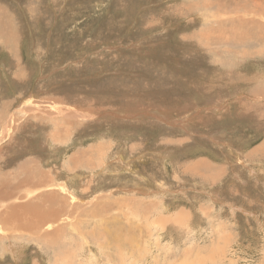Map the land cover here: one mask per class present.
I'll return each instance as SVG.
<instances>
[{"label":"rangeland","instance_id":"374dc122","mask_svg":"<svg viewBox=\"0 0 264 264\" xmlns=\"http://www.w3.org/2000/svg\"><path fill=\"white\" fill-rule=\"evenodd\" d=\"M256 1L0 0V264H264Z\"/></svg>","mask_w":264,"mask_h":264},{"label":"bare ground","instance_id":"6f19581e","mask_svg":"<svg viewBox=\"0 0 264 264\" xmlns=\"http://www.w3.org/2000/svg\"><path fill=\"white\" fill-rule=\"evenodd\" d=\"M230 1H231V0H230ZM253 1H254V3H255L256 0H253ZM256 2H258V1H256ZM221 3H222V1H221ZM231 3H232V2H231ZM219 4H220V2H219ZM227 4H228V3H227ZM227 4H226V5H227ZM229 5H230V3H229ZM229 5H228V6H229ZM238 5H239V4H238ZM253 5H254V4H253ZM260 5H262V4H260ZM260 5H256L255 7L253 6V8L255 9V8H257V6H260ZM219 6H222V5H219ZM240 6H241V5H240ZM240 6H239V8H240ZM193 7H194V6H193ZM205 7H206V6H205ZM199 8H200V7H199ZM201 8H202V7H201ZM217 8H218V7H216L215 10H217ZM219 8H220V7H219ZM237 8H238V7H236V9H237ZM239 8H238L237 10H239ZM206 9H207V8H206ZM212 9H214V8L212 7ZM212 9H211V10H212ZM254 9H252V10H254ZM197 10H198V9H197ZM199 10H200V9H199ZM230 10L232 11V9H230ZM203 11H204V10H203ZM208 11H210V10H208ZM213 11H214V10H213ZM218 11H220V10H218ZM233 11H234V8H233ZM239 11H240V10H239ZM255 11H256V10H255ZM234 12H235V11H234ZM236 12H237V11H236ZM241 12H242V11H241ZM209 13H210V12H209ZM215 13H217V12H215ZM215 13L212 12L210 15H212V14L216 15ZM217 16H220V15H217ZM221 18H222V17H221ZM216 21H217V19H216ZM147 30H148V29H147ZM197 34H198V33H197ZM190 36H191V35H190ZM249 36H250V35H249ZM255 36H256V35H254V37H255ZM191 37H192V36H191ZM4 41H5V40H4ZM230 41H231V40H230ZM8 42H9V41H8ZM182 45H183V44H182ZM7 46H8V45H7ZM199 50H200V49H199ZM204 51H205V50H204ZM245 53H246V52H245ZM242 54H243V52H242ZM201 57H202V56H201ZM260 59H261V58H260ZM227 61H228V60H227ZM4 63H5V62H4ZM4 65H5V64H4ZM213 65H214V64H213ZM19 97H20V96H19ZM251 97H252V96H251ZM253 97H254V96H253ZM11 104H12V103H11ZM11 104H10V105H11ZM6 105H7V104H6ZM6 105H5V106H6ZM8 106H9V105H8ZM4 108H5V107H4ZM8 109H9V108H8ZM6 112H7V111H6ZM14 121H15V119H14ZM5 132H6V134H7V133L9 132V129H8V130H5ZM8 135H9V134H8ZM2 139H3V138H2ZM0 140H1V139H0ZM5 143H6V142H5ZM8 143H9V142H8ZM13 143H14V142H13ZM34 143H35V142H34ZM34 147H35V146L33 145V148H34ZM57 147H58V146H57ZM0 148H1V147H0ZM18 148H19V147H18ZM54 148H55V147H54ZM59 148H60V147H59ZM22 149H23V148H22ZM52 149H53V148H52ZM55 149H56V148H55ZM17 150H18V149H17ZM23 150H25V149H23ZM7 151H8V150H7ZM25 151H26V150H25ZM25 151H24V152H25ZM45 151H46V150H45ZM45 151H44V152H45ZM48 151H49V150H48ZM48 151H47V153H48ZM51 151H52V150H51ZM53 151H54V150H53ZM56 151H58V149H56ZM17 152H18V151H17ZM15 153H16V152H14V154H15ZM25 153H26V152H25ZM27 153H28V152H27ZM27 153H26V154H27ZM31 153H32V152H31ZM53 153H54V152H53ZM3 154H4V153H3ZM26 154H24V155H26ZM10 155H11V154H10ZM15 155H17V154H15ZM18 155H19V154H18ZM18 155H17V156H18ZM20 155H23V154H20ZM24 155H23V156H24ZM10 157H11V156H10ZM10 157H9V158H10ZM12 157L15 158V156H12ZM18 157H19V156H18ZM27 157H28V155H27ZM27 157H26V158H27ZM31 157L34 158V156L30 155V157H29L28 159H30V160L33 162L34 159L32 160ZM72 157H74V156H72ZM19 158H20V159H21V158L24 159L25 157H22V156H21V157H19ZM4 159H5V158H4ZM37 159H38V158H37ZM37 159H36V160H37ZM39 159H40V158H39ZM39 159L37 160L38 162H40ZM12 160H13V159H12ZM24 160H25V159H24ZM26 160H27V159H26ZM36 160H35V161H36ZM45 160H46V159H45ZM68 160H71V157H70V159H68ZM27 161H29V160H27ZM31 161H29L28 163H30ZM43 162H44V160H43ZM35 163H36V162H35ZM48 163H49V162H48ZM48 163H47V164H48ZM72 163H73V161H72ZM72 163H71V164H72ZM37 164H39V163H37ZM40 164H41V163H40ZM40 164H39V165H40ZM67 164H68V163H67ZM67 164H66L65 166H67ZM39 165H38L37 167H40V168H41V165H42V164H41L40 166H39ZM69 165H70V162H69ZM0 166H1V165H0ZM30 167H31V166H30ZM32 167H33V168H32ZM32 167L30 168V170H31V172H32L33 174H34V173H35V174H38V175L41 174V171L39 170L40 168L38 169L35 165H33ZM61 167H62V166H61ZM68 167H69V166H68ZM64 168H65V167H64ZM42 169H43V168H42ZM44 169H45V168H44ZM60 169H61V168H60ZM67 169H68V168H67ZM67 169H65V170H67ZM45 170H46V169H45ZM61 170H62V169H61ZM214 170H215V169H214ZM42 174H43V173H42ZM38 175H37V176H38ZM44 175H45V174H44ZM44 175H43V176H44ZM46 175H47V173H46ZM43 176H42V177H43ZM49 176H50V175H49ZM56 176H58V174H57ZM42 177L39 178V182H40L42 179H46V178H42ZM52 177H53V176H52ZM47 178H48V177H47ZM49 179H50V178H49ZM53 179H54V178H53ZM53 179H52V180H53ZM46 180H47V179H46ZM52 180H51V181H52ZM58 180H59V178L57 179V182H58ZM49 181H50V180H48V182H49ZM51 181H50V182H51ZM53 182H54V181H53ZM57 182H56V183H57ZM47 184H48V183H47ZM51 184H53V183H51ZM49 186H51V185H49ZM52 186H53V185H52ZM55 186H56V185H55ZM55 186H53V187L56 188L58 185H57L56 187H55ZM46 187H47V186H46ZM58 187H59V186H58ZM9 188H10V187H9ZM50 188H52V187H50ZM63 188H64V187H63ZM37 189H38V188L36 187V190H37ZM42 189H43V188H42ZM45 189H46V188H45ZM39 190H40V189H39ZM41 191H42V190H41ZM55 191H56V190H55ZM57 191H59V189H58ZM64 191H65V190L63 189V192H64ZM83 191H84V190H83ZM45 192H46V191H45ZM37 193H38V194H37ZM37 193H36V194H37V197H39L38 195H39L40 193H39V192H37ZM41 193H42V192H41ZM46 193H47V194H46V196H44V199L41 198V199H42V202H45V203L47 204L48 208H49L50 210H52V216H53V218H55L54 215H55V216L58 215L57 220H53V219H52L53 222H55V223L57 222V223H58L59 220H63V221H64L63 218L66 217L67 214L63 215V217L61 216V212H62V209H63V206H64V205L61 206V203H60V202H62V200L60 199V200H61V201H60V200L58 199L60 202H59V201H58V202H55L56 196L59 195V194L56 193V192H46ZM59 193H60L61 195L63 194L62 192H59ZM64 193H66V192H64ZM36 194H35V195H36ZM40 195H41V194H40ZM43 195H44V194H43ZM43 195H41V196H43ZM27 196H28V194H27ZM64 196H65V195H64ZM3 197L5 198L4 195H3ZM17 197H18V196H17ZM23 197H24V196H23ZM23 197H22V198H23ZM58 197H59V196H58ZM8 198H9V197H8ZM8 198H7V200H8ZM60 198H61V196H60ZM62 198H63V197H62ZM9 199H10V198H9ZM0 200H1V199H0ZM18 200L20 201L19 198H18ZM63 200H65V202H67L66 199L63 198ZM5 201H6V199H5ZM11 201L13 202V201H15V200H11ZM37 201H38V200L36 199V202H37ZM47 201H48V203H47ZM56 201H57V199H56ZM6 203H7V202H6ZM15 203H16V202H15ZM39 203H41L40 200H39ZM23 204H24V203H23ZM37 204H38V203H37ZM63 204H64V203H63ZM14 205H16V204H14ZM14 205H11V206L13 207ZM30 205H31V204H30ZM38 205L41 206V204H38ZM44 205H45V204H44ZM19 206H20V205H19ZM21 207H22V206H21ZM21 207H20V208H21ZM24 207H25V204H24ZM35 207H36V206H35ZM41 207H42V206H41ZM41 207H40V209H41ZM10 208H11V207H10ZM14 208H15V210H16V213H18V212H17L18 210L16 209L17 207L14 206ZM31 209H32V208H31ZM34 209H35V208H34ZM43 209H44V208H43ZM71 209H72V208H71ZM5 210H6V209H5ZM20 210H21V209H20ZM26 210L28 211L29 209L27 208ZM26 210H23V211L25 212ZM37 210H38V209H37ZM72 210H73V209H72ZM9 211H10V214H11V212H14V211H11V210H9ZM45 212H46V211H45ZM45 212H44V213H45ZM95 212H96V210H95ZM95 212H94L93 214H96V215H97V212H96V213H95ZM99 212H100V211H99ZM19 213H20V212H19ZM26 213H28V212H26ZM26 213L24 214L25 216H27ZM62 213H63V212H62ZM67 213H68V212H67ZM21 214H23V213L21 212ZM29 214H30V215H31V214L35 215L34 212H33V213H32V212H31V213L29 212ZM29 214H28V216H29ZM37 214H38V213H37ZM50 214H51V212L49 213V215H50ZM71 214H72V213H71ZM93 214H92V215H93ZM98 214H99V213H98ZM11 215H14V213L11 214ZM15 215H16V214H15ZM15 215H14V216H15ZM17 215L20 217L19 214H17ZM33 215H32V216H33ZM49 215L47 214V215H45V216H46V217H47V216L49 217ZM68 215H70V214H68ZM5 216L7 217L8 215H5ZM5 216H4V217H5ZM14 216H13V217H14ZM21 216H22V215H21ZM32 216H29V217H32ZM45 216H44V214H43V217H44V219L46 220ZM70 216H71V215H70ZM13 217H12V219H13ZM15 217H16V216H15ZM22 217H24V216H22ZM40 217H41V215H40ZM48 217H47V219H51V218H52L51 215H50L49 218H48ZM9 218H10V217H9ZM33 218H34V217H33ZM68 218H69V216H68ZM70 218L72 219V217H70ZM7 219H8V218H7ZM7 219H6V220H7ZM15 219H17V217L14 218V221H15ZM19 219H20V218H19ZM26 219H28V217H26ZM55 219H56V218H55ZM71 219H70V220H71ZM17 220H18V219H17ZM52 220H50L49 223H51ZM72 220H73V219H72ZM19 221H20V220H19ZM21 221H22V219H21ZM21 221H20V222H21ZM24 221H25V220H24ZM36 221H38V223H37ZM36 221H35V222H36L37 224H36V223H35V224L38 225L40 222H43L44 220L41 219L40 221H39V220H36ZM66 221L69 222V220H66ZM25 222H26V221H25ZM27 222H28V220H27ZM33 222H34V221H33ZM49 223H47V221H46V222H43V224H41L40 226L38 225V227L35 226V228L37 227V229H36L35 231H40V230L43 229V227H44V226H42V225H45V224H46V225H47V224L49 225ZM55 223H52V224L55 225ZM57 223H56V224H57ZM59 223H60V222H59ZM59 223H58V224H59ZM64 223H67V222H64ZM77 223H78V222H77ZM79 223H80V222H79ZM16 224H17V223H16ZM27 224H28V223H27ZM12 225H13V224H12ZM46 225H45V227H46L45 230L47 231V226H46ZM54 225H53V226H54ZM60 225H61V224H59V228L61 227V228L63 229V227H62L63 223H62L61 226H60ZM67 225H68V224H67ZM67 225H66V226H67ZM80 225H81V224H79V226H78V225H77V226H78V227H81ZM14 226H15V225H13V227H14ZM16 226H19V225H16ZM28 226H29V225H28ZM41 226H42V227H41ZM10 227H11V226H10ZM20 227H21V226H20ZM22 227H23V226H22ZM29 227H30V226H29ZM29 227H28V228H29ZM39 227H41V229L38 230ZM49 227H50V226H49ZM73 227H74V226H73ZM31 228H33V227H30V229H31ZM50 228H51V227H50ZM56 228L58 229V226H57ZM61 228H60V229H61ZM16 229H17V228H16ZM16 229H14V230H16ZM30 229H29V230H30ZM62 229H61V231H62ZM78 229H79V228H78ZM5 230H6L7 232H9L8 229H5ZM19 230H20V229H19ZM22 230H23V228H22ZM27 230H28V229H27ZM29 230H28V232H29ZM51 230H52V229H51ZM51 230H50V232H51ZM79 230H81V229H79ZM35 231H34V232H35ZM41 231H42V230H41ZM46 231H45V233H46ZM31 232H32V234L34 233L33 230H31ZM47 232H48V231H47ZM50 232H49V233H50ZM25 233H26V231H25ZM49 233H48V234H49ZM29 234H30V233H29ZM52 234H55V233L51 232V233H50L51 236H50V235H49V236L47 235V236L50 237V238H54L55 235H52ZM63 234H64V232H63ZM33 235H34V234H33ZM35 235H36V234H35ZM35 235H34V236H35ZM43 235H44V232H42V234L39 235V236H41L40 239H44V236H46V235H44V236H43ZM56 235H57V234H56ZM3 236H4V235H2L1 237H3ZM36 236H37V235H36ZM42 236H43V238H42ZM60 236L62 237L61 233H60ZM65 236H66V235H65ZM65 236H64V237H65ZM28 237H29V236H28ZM48 237H47V239H48ZM61 237H60V238H61ZM5 238H6V237H5ZM57 238H58V236H56V240H58V242H60V240H66V238H65V239H64V238H63V239H57ZM69 238H70V237H69ZM75 238H76V237H75ZM86 239H87V238H86ZM121 239H122V238H121ZM37 240H38V239H37ZM52 240H53V242H55V243L57 244V242L54 241L55 239H52ZM39 241H40V240H39ZM43 242H44V241H43ZM47 242H48V241H46V243H47ZM51 242H52V241H50V243H51ZM77 242H78V241H77ZM11 243H12V242H11ZM38 243H39V242H38ZM44 243H45V242H44ZM46 243H45V244H46ZM48 243H49V242H48ZM55 243H54V245H55ZM113 243H114V242H113ZM40 244H41V243H40ZM45 244H43V245H45ZM52 244H53V243H52ZM65 244H66V243H65ZM75 244H76V242H75ZM59 245H61V243H60ZM41 246H42V245H41ZM48 246H49V244H48ZM48 246L46 245V247H48ZM51 246H52V245H51ZM62 246H64V242H63V245H61V247H62ZM65 246H66V245H65ZM42 247H43V246H42ZM46 247H45V249H46ZM56 247L59 248L58 244L56 245ZM56 247L54 246V248L57 250ZM52 249H53V247H52ZM52 249H50V250H52ZM42 250H44V249H42ZM58 250H59V249H58ZM58 250H57V253H58ZM60 250H62V249L60 248ZM44 251H46V250H44ZM47 251H48V250H47ZM47 251H46V252H47ZM63 251H65V250H63ZM63 251H61L60 253L62 254ZM66 251H67V249H66ZM54 252H55V251H54ZM49 253H50V252H49ZM47 254H48V253H47ZM57 256H58V254H57ZM62 256H63V255H62ZM68 257H69V256H68ZM68 257H67V259H69ZM55 258H56V257H55ZM65 258H66V257H65ZM46 261H47V260H46ZM56 264H57V263H56Z\"/></svg>","mask_w":264,"mask_h":264}]
</instances>
